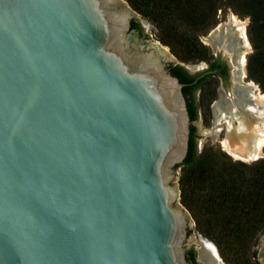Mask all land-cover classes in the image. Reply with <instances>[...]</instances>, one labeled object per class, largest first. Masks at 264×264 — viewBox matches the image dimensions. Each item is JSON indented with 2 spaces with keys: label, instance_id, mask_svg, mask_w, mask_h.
<instances>
[{
  "label": "water",
  "instance_id": "1",
  "mask_svg": "<svg viewBox=\"0 0 264 264\" xmlns=\"http://www.w3.org/2000/svg\"><path fill=\"white\" fill-rule=\"evenodd\" d=\"M233 14L248 75L249 18ZM138 15L127 0H0V264H189L195 221L174 180L191 117L177 59L131 40ZM250 81L257 113L212 129L200 114L198 153L219 140L234 159L264 156ZM196 233L200 260L225 264ZM255 249L264 264V233Z\"/></svg>",
  "mask_w": 264,
  "mask_h": 264
},
{
  "label": "trees",
  "instance_id": "2",
  "mask_svg": "<svg viewBox=\"0 0 264 264\" xmlns=\"http://www.w3.org/2000/svg\"><path fill=\"white\" fill-rule=\"evenodd\" d=\"M127 1L156 26L159 40L185 61L206 53L200 35L215 23L220 10L231 8L248 17L253 51L247 57V72L264 91V0ZM190 112L196 119L191 108ZM176 168L181 170L180 202L197 230L216 244L224 261L261 264L255 246L264 233V156L253 162L233 159L213 144L198 153L192 133L188 154ZM196 256V250L187 255L191 261Z\"/></svg>",
  "mask_w": 264,
  "mask_h": 264
},
{
  "label": "flooded vegetation",
  "instance_id": "3",
  "mask_svg": "<svg viewBox=\"0 0 264 264\" xmlns=\"http://www.w3.org/2000/svg\"><path fill=\"white\" fill-rule=\"evenodd\" d=\"M148 36L142 20L133 18L131 40L139 46L141 42L153 40L151 35ZM200 41L207 48L205 54L196 56L192 61L180 58L178 61H166L169 71L183 83L190 117V108L196 114V119L191 118L190 132V137L193 133L195 141V122L200 114L208 112L212 121L216 123L219 120L225 125L231 119L233 125L237 126L240 118L257 113L256 99L251 92L254 86L242 62L243 38L238 28L226 20L224 10H220L215 23L201 33ZM191 250L196 248L187 244L186 256ZM199 255L200 252H197L194 261L187 257L189 264H202Z\"/></svg>",
  "mask_w": 264,
  "mask_h": 264
},
{
  "label": "rangeland",
  "instance_id": "4",
  "mask_svg": "<svg viewBox=\"0 0 264 264\" xmlns=\"http://www.w3.org/2000/svg\"><path fill=\"white\" fill-rule=\"evenodd\" d=\"M230 10H231V12H232V14L233 13H235V15H237L241 20H245V18H248V17H242L241 15H239V14H237L235 11H233L231 8H229ZM139 16V18H141V19H145V20H147V21H149L150 23H151V27H150V30H149V33H150V35H151V33H154L156 30H157V28H156V26L149 20V19H147V18H145L144 16H142V15H138ZM248 24H249V22L246 24V30H247V26H248ZM148 34V33H147ZM149 35V34H148ZM154 41V40H153ZM161 41V40H160ZM251 42V41H250ZM162 43V42H161ZM162 45L164 46V47H166L172 54H173V56L177 59V61H178V57L171 51V49H170V47L169 46H167V45H164L163 43H162ZM251 52H247V53H245L246 54V56L248 57V55L250 54ZM253 80V79H252ZM256 82V81H255ZM256 84H258L257 82H256ZM261 87V86H260ZM201 116H202V123H203V125L205 126V127H207V128H211L212 129V117H211V115L208 113V112H206V113H204V114H201ZM196 121H198V119L196 120ZM197 129V128H196ZM202 137H204V135H199V134H197V138H202ZM206 145H208V143H204L203 144V148L206 146ZM215 146H217V147H219V148H221L222 149V146H221V141H219V140H217V143L215 144ZM223 150V149H222ZM225 151V150H224ZM226 152V151H225ZM227 153V152H226ZM227 154H229V153H227ZM263 154H264V152H263ZM230 155V154H229ZM234 159V158H233ZM175 170H176V178H175V184H177L178 186H179V175H180V173H181V170H180V168H175ZM179 205H181V206H183L182 205V203L180 202L179 203ZM185 209H186V207L185 206H183ZM189 219L190 220H192V218H191V216L189 215ZM198 230H197V228L195 227V224L193 223V225L189 228V230H188V238H187V244L188 245H190V246H194L195 248H196V250H197V252L199 251V248L201 247V244H200V242H199V238H198V235H197V232ZM199 232V231H198ZM200 234H202L201 232H199ZM203 235V234H202ZM204 236V235H203ZM205 237V236H204ZM207 238V237H206ZM209 239V238H208ZM212 241V240H211ZM214 243V242H213ZM215 244V243H214ZM216 245V244H215ZM216 248H217V246H216ZM217 251H218V253H219V255H220V257L222 258V260L224 261V259H223V257L221 256V254H220V252H219V250H218V248H217ZM258 252V251H257ZM199 258V257H198ZM199 260H200V258H199ZM201 261V260H200ZM225 262V261H224ZM201 263L202 264H204L202 261H201ZM225 264H227L226 262H225ZM262 264V263H261Z\"/></svg>",
  "mask_w": 264,
  "mask_h": 264
},
{
  "label": "built area",
  "instance_id": "5",
  "mask_svg": "<svg viewBox=\"0 0 264 264\" xmlns=\"http://www.w3.org/2000/svg\"><path fill=\"white\" fill-rule=\"evenodd\" d=\"M151 37L155 42L161 43V41L157 37L156 31L154 33H151Z\"/></svg>",
  "mask_w": 264,
  "mask_h": 264
},
{
  "label": "bare ground",
  "instance_id": "6",
  "mask_svg": "<svg viewBox=\"0 0 264 264\" xmlns=\"http://www.w3.org/2000/svg\"><path fill=\"white\" fill-rule=\"evenodd\" d=\"M233 15H235V14H233ZM239 18V17H238ZM239 20H241L240 18H239ZM241 21H243V20H241ZM246 33H247V30H246ZM248 39V38H247ZM248 42H249V44L251 45V42L248 40ZM166 48V47H165ZM245 61H246V54H245ZM262 93V92H261ZM262 94H264V93H262ZM262 153L264 152V145H262Z\"/></svg>",
  "mask_w": 264,
  "mask_h": 264
}]
</instances>
